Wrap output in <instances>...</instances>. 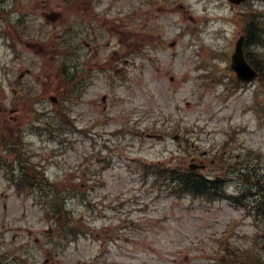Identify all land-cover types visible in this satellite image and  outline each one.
Listing matches in <instances>:
<instances>
[{
  "label": "rangeland",
  "instance_id": "obj_1",
  "mask_svg": "<svg viewBox=\"0 0 264 264\" xmlns=\"http://www.w3.org/2000/svg\"><path fill=\"white\" fill-rule=\"evenodd\" d=\"M105 1L108 54L85 33L75 42L87 39L83 55L102 63L116 48L132 61L137 51L136 62L117 87L111 74H91L86 90L67 95L52 44L62 27L42 16L64 13L63 0H6L0 6L13 22L8 40L1 37L7 24L0 23V140L2 130L10 140L23 134L32 165L66 190L63 197L76 215L73 232H80L65 244L53 220L58 213L40 205L51 199L35 190L19 194L0 168V264H220L225 244L242 255L236 264H251L246 249L264 264V250L257 251L264 244V89L254 82L229 96L214 82L234 78L228 54L242 30L234 12H248L251 4L232 10L227 0ZM254 1L264 23V0ZM21 16L24 22L16 26ZM80 19L71 14L63 23L76 22L86 32L91 19ZM54 96L71 100L65 104L82 134L68 123L73 132L61 142L33 132L32 101L48 109L49 118L58 112ZM59 119L63 130L68 116ZM194 158L206 166L196 169L199 174L225 180L236 203L182 198L144 174L151 165L190 168ZM248 167L249 175L242 174ZM77 186L75 198L70 189Z\"/></svg>",
  "mask_w": 264,
  "mask_h": 264
},
{
  "label": "trees",
  "instance_id": "obj_2",
  "mask_svg": "<svg viewBox=\"0 0 264 264\" xmlns=\"http://www.w3.org/2000/svg\"><path fill=\"white\" fill-rule=\"evenodd\" d=\"M244 26L248 32V42L253 44V42L264 41V25L262 24L257 12L248 13L244 15ZM248 58L261 74L264 76V65L259 61L251 58V54L247 52ZM15 144L12 146L11 151L13 155L17 156L15 162L20 163V181L24 182V190H33L34 187H39L41 193H47V197L51 199V202L47 203V211H55L58 213L56 217L53 218L55 223L59 226V235L64 237L65 244H69L70 241H76L80 238V232H73V227L75 226V217L68 210V205L66 200L63 198V191L57 186H51L49 183H45L41 174L37 171L35 166L28 163L22 157V152L17 150ZM157 177L158 180L165 181L170 189L174 191L177 196L190 195L194 199L204 200L206 202L219 201L225 197H228L222 192L223 183L217 180H208L200 175L198 172H193L190 169H180L175 167H150L148 171ZM86 195V193H84ZM86 198V197H85ZM88 228H90L88 226ZM242 255L235 252L234 254H229L226 259H223V264H236L240 263Z\"/></svg>",
  "mask_w": 264,
  "mask_h": 264
},
{
  "label": "water",
  "instance_id": "obj_3",
  "mask_svg": "<svg viewBox=\"0 0 264 264\" xmlns=\"http://www.w3.org/2000/svg\"><path fill=\"white\" fill-rule=\"evenodd\" d=\"M240 1V0H239ZM233 69L242 80L251 81L257 73L247 64L243 54V38L237 42L236 52L233 55Z\"/></svg>",
  "mask_w": 264,
  "mask_h": 264
},
{
  "label": "flooded vegetation",
  "instance_id": "obj_4",
  "mask_svg": "<svg viewBox=\"0 0 264 264\" xmlns=\"http://www.w3.org/2000/svg\"><path fill=\"white\" fill-rule=\"evenodd\" d=\"M78 67H80V66H78Z\"/></svg>",
  "mask_w": 264,
  "mask_h": 264
}]
</instances>
